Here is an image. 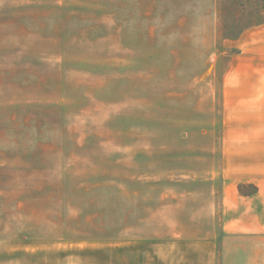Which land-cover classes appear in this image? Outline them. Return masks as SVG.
<instances>
[{
  "label": "rangeland",
  "instance_id": "rangeland-1",
  "mask_svg": "<svg viewBox=\"0 0 264 264\" xmlns=\"http://www.w3.org/2000/svg\"><path fill=\"white\" fill-rule=\"evenodd\" d=\"M213 3L0 0V247L165 228L166 207L175 228L217 230ZM120 39L121 60H176L181 75H69Z\"/></svg>",
  "mask_w": 264,
  "mask_h": 264
},
{
  "label": "crops",
  "instance_id": "crops-1",
  "mask_svg": "<svg viewBox=\"0 0 264 264\" xmlns=\"http://www.w3.org/2000/svg\"><path fill=\"white\" fill-rule=\"evenodd\" d=\"M208 14L213 48L205 67L221 78L217 230L175 228L166 207L160 215L165 228L6 245L0 264H264V0H214ZM112 28L121 34V23ZM147 50L175 52L167 45ZM103 52L116 56L86 62L69 75H181L176 60H121V39Z\"/></svg>",
  "mask_w": 264,
  "mask_h": 264
},
{
  "label": "trees",
  "instance_id": "trees-1",
  "mask_svg": "<svg viewBox=\"0 0 264 264\" xmlns=\"http://www.w3.org/2000/svg\"><path fill=\"white\" fill-rule=\"evenodd\" d=\"M247 186L245 185V184H240L239 185V190L241 191V192H247V188H246Z\"/></svg>",
  "mask_w": 264,
  "mask_h": 264
}]
</instances>
